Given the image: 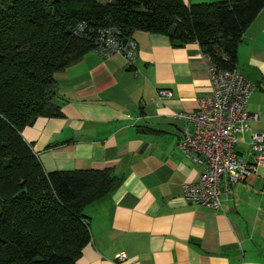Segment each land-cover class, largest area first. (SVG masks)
I'll use <instances>...</instances> for the list:
<instances>
[{
  "label": "crops",
  "instance_id": "crops-1",
  "mask_svg": "<svg viewBox=\"0 0 264 264\" xmlns=\"http://www.w3.org/2000/svg\"><path fill=\"white\" fill-rule=\"evenodd\" d=\"M187 4L217 0H184ZM134 65L123 56L91 50L57 72L62 117H39L22 130L46 171L109 169L120 185L85 208L91 240L76 264H264V164L244 183L223 192L219 209L184 196L203 166L178 142L179 111H193L211 92L197 42L175 47L163 34L135 31ZM237 69L257 84L248 109L260 120L242 136L245 157L252 133L264 131V8L238 47ZM160 89L173 96L161 98Z\"/></svg>",
  "mask_w": 264,
  "mask_h": 264
},
{
  "label": "trees",
  "instance_id": "trees-1",
  "mask_svg": "<svg viewBox=\"0 0 264 264\" xmlns=\"http://www.w3.org/2000/svg\"><path fill=\"white\" fill-rule=\"evenodd\" d=\"M263 8L264 0H0V264H76L91 240L85 208L121 183L109 169L46 171L22 136L39 117L64 115L55 74L95 50L100 29L197 42L233 70Z\"/></svg>",
  "mask_w": 264,
  "mask_h": 264
},
{
  "label": "built area",
  "instance_id": "built-area-1",
  "mask_svg": "<svg viewBox=\"0 0 264 264\" xmlns=\"http://www.w3.org/2000/svg\"><path fill=\"white\" fill-rule=\"evenodd\" d=\"M85 25L80 24L82 31ZM115 27L100 29L96 34V48L104 58L123 56L134 65L139 44L132 37L124 38ZM211 92L198 99L193 111H179L176 118L184 125L178 142L186 158L203 166L198 181L184 184V196L191 202L219 209L223 192H230L235 184L246 182L259 165L264 164V131L254 132L245 157L238 145L251 129V123L260 120L258 113L248 109V102L257 84L246 78L237 68L222 69L204 53ZM161 98L173 96L171 89H160ZM128 254L120 252L116 262L122 264Z\"/></svg>",
  "mask_w": 264,
  "mask_h": 264
},
{
  "label": "rangeland",
  "instance_id": "rangeland-1",
  "mask_svg": "<svg viewBox=\"0 0 264 264\" xmlns=\"http://www.w3.org/2000/svg\"><path fill=\"white\" fill-rule=\"evenodd\" d=\"M101 1H104V2H105V1H107V0H101Z\"/></svg>",
  "mask_w": 264,
  "mask_h": 264
}]
</instances>
